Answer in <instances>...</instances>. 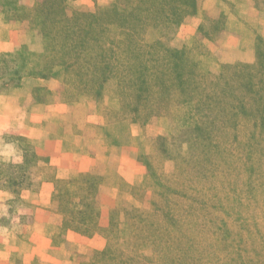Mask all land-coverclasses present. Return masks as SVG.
I'll list each match as a JSON object with an SVG mask.
<instances>
[{
  "label": "trees",
  "instance_id": "16d2710c",
  "mask_svg": "<svg viewBox=\"0 0 264 264\" xmlns=\"http://www.w3.org/2000/svg\"><path fill=\"white\" fill-rule=\"evenodd\" d=\"M68 1L35 0L26 7L23 0H0L9 19L39 29L48 22L57 26L43 30L41 53L23 47L14 70L18 80L27 69L28 76L44 79L73 75L97 97L112 84L127 100L123 109L135 114L133 122L140 115L169 116L185 144L172 157L169 141L155 140L165 157L176 158L172 179L146 162L151 208L113 209L103 230L96 206L103 178L89 173L55 182L65 229L84 237L102 232L107 240L81 264H216V251L230 247L235 229L241 232L225 221L224 212L234 214L239 203L238 210L250 215L264 209L257 190L264 188V43L257 44V63L224 64L215 74L203 54L170 46L185 19L197 12V0H117L71 14ZM211 26L214 32L227 27L224 17ZM201 30L208 34L204 24ZM33 159L40 160L36 154ZM255 247L249 246L251 256ZM241 254L228 264H239ZM257 256L260 261L262 254Z\"/></svg>",
  "mask_w": 264,
  "mask_h": 264
},
{
  "label": "rangeland",
  "instance_id": "374dc122",
  "mask_svg": "<svg viewBox=\"0 0 264 264\" xmlns=\"http://www.w3.org/2000/svg\"><path fill=\"white\" fill-rule=\"evenodd\" d=\"M74 2L75 0L68 1L69 14L74 11L85 12V10L77 8ZM34 3L35 0H23L22 2L26 7H32ZM203 3L204 0H197V12L185 19L170 42V46L178 49L188 47L197 54H203L205 65L209 71L215 74L220 73L221 66L224 64L257 63V44L264 43V5L258 0H252V12L253 8L258 11L256 19L244 4L240 5L238 2L219 0V5L209 12L202 10ZM116 4L117 0L108 1L106 4L93 0L87 11L94 12L98 7ZM200 15H202L200 23L195 26V22L193 23L191 20ZM7 16V11L0 9V96L7 97L8 100H20L21 104L55 105V103H63L75 106L70 116L61 122L64 128L69 127L79 133H90L103 137L106 150L104 155L116 169L112 172V176L115 178L113 179L114 189L112 190L113 186H110L109 188L105 187L103 191L102 187L107 173L105 166H101L102 168L94 166L97 172L82 173L74 178L79 179L82 175L89 173L103 178V184L96 198V206L100 210L101 230L109 226L110 214L113 209L122 213L130 207L144 211L149 210L153 201V190L147 186L150 179L146 162H151L159 174L172 179L177 163L176 158L172 157L180 153L181 146H185L183 140L179 138L173 120L165 115L149 117L140 115L139 121L133 122L135 114L123 109L124 102L127 100H122L121 91H116L112 84L107 85L104 93L97 97L92 95L93 92H85L83 90L85 86L73 75L44 79L28 76L30 69H27L19 81L14 75V70L19 68L18 54L23 51V47H27L31 52L41 53L43 51V30L57 28V26L53 22H48L44 24L43 29H39L29 21H15ZM223 17L226 29L219 32L212 31L211 22L223 19ZM203 24L208 34L201 30ZM209 35L210 37H208ZM32 64L29 63L28 66H32ZM102 123L103 125H101ZM175 135L176 140L173 139ZM159 137L169 141L168 150L173 155L172 157H165L160 147L156 145L155 140ZM9 144L15 145L21 150V155L6 160L1 152L4 146ZM93 146L97 147V143H94ZM34 154H36L35 148L29 143L27 137L13 131H7L0 135V190L13 193L16 198L14 209H23L20 197L25 191L38 190L41 178L47 172L48 176H51V171L46 168L39 170L38 164L41 158L36 154L40 160H34ZM261 170L264 171V165ZM100 172H103L104 175ZM259 187L257 188L259 196H264V188ZM58 195L59 193L55 198V205L60 214ZM244 197L248 198V196ZM238 205L234 214L226 211L223 216L229 225L234 229L235 227L237 230L241 229V232L238 233L235 229L236 235L230 238V247L222 248V252L216 251L218 257L211 259L214 262L217 261L216 264H228V258L237 257L239 251H242V260L238 259L239 264H264V209L254 211L256 214L250 215L239 211ZM251 207L248 205L249 210H253ZM239 217H242L240 222L243 227L241 228H239L241 226L239 222L236 221ZM249 230L253 231L254 235L250 234ZM95 236H100L105 240L104 247L99 249L103 250L107 240L102 232L92 237H82L85 238V242H88ZM212 244L214 247L221 248L215 243ZM251 244L256 246L252 256L249 252ZM99 250L91 249L86 255H82V262L89 260L92 254ZM146 253L151 254V250L147 249ZM259 254H262V257L260 261H257ZM249 255L251 257L248 258ZM250 259L254 261L248 262Z\"/></svg>",
  "mask_w": 264,
  "mask_h": 264
},
{
  "label": "crops",
  "instance_id": "0c3cea01",
  "mask_svg": "<svg viewBox=\"0 0 264 264\" xmlns=\"http://www.w3.org/2000/svg\"><path fill=\"white\" fill-rule=\"evenodd\" d=\"M98 1L106 4L112 0ZM228 1L244 4L257 19L258 11L253 8L252 12V0ZM92 2L75 0L74 3L80 10L87 11ZM218 5L219 0H204L202 10L209 12ZM201 17L191 20L195 26L200 23ZM73 109L75 106L63 103L21 104L20 100L0 96V135L13 131L27 137L41 158L39 170L46 168L51 171V176L47 172L41 178L38 190H27L21 195L22 210L14 209L16 198L13 193L0 190V264H81L82 255L91 249H102L105 245L100 236L85 242L79 233L65 230L63 217L56 210L57 180L74 179L105 166L107 173L103 191L110 186L114 189L112 172L116 169L104 155L103 137L79 133L69 127L64 128L61 123ZM94 143L97 147L93 146ZM21 153L15 145L9 144L4 146L1 155L10 160Z\"/></svg>",
  "mask_w": 264,
  "mask_h": 264
}]
</instances>
